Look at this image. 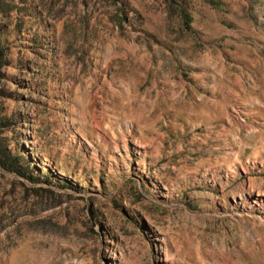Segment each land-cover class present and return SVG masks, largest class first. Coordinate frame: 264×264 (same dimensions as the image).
I'll return each instance as SVG.
<instances>
[{"label":"rangeland","instance_id":"1","mask_svg":"<svg viewBox=\"0 0 264 264\" xmlns=\"http://www.w3.org/2000/svg\"><path fill=\"white\" fill-rule=\"evenodd\" d=\"M0 48V264H264V0H0Z\"/></svg>","mask_w":264,"mask_h":264},{"label":"trees","instance_id":"2","mask_svg":"<svg viewBox=\"0 0 264 264\" xmlns=\"http://www.w3.org/2000/svg\"><path fill=\"white\" fill-rule=\"evenodd\" d=\"M3 66H4V51L2 48H0V71ZM1 76L2 73L0 72V77ZM2 95L3 92L0 90V98L2 97ZM9 125H10L9 120L0 114V170L5 172H11L25 178L24 172L21 170V167H19L17 163L18 159L10 154L5 144V138L3 137V134Z\"/></svg>","mask_w":264,"mask_h":264},{"label":"bare ground","instance_id":"3","mask_svg":"<svg viewBox=\"0 0 264 264\" xmlns=\"http://www.w3.org/2000/svg\"><path fill=\"white\" fill-rule=\"evenodd\" d=\"M233 264H240V263H233Z\"/></svg>","mask_w":264,"mask_h":264}]
</instances>
